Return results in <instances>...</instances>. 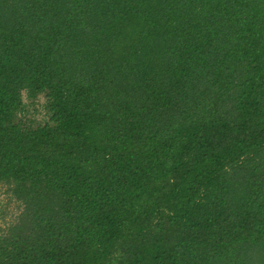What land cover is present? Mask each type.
<instances>
[{"label":"trees","instance_id":"16d2710c","mask_svg":"<svg viewBox=\"0 0 264 264\" xmlns=\"http://www.w3.org/2000/svg\"><path fill=\"white\" fill-rule=\"evenodd\" d=\"M0 194V264H264V0H0Z\"/></svg>","mask_w":264,"mask_h":264},{"label":"rangeland","instance_id":"374dc122","mask_svg":"<svg viewBox=\"0 0 264 264\" xmlns=\"http://www.w3.org/2000/svg\"><path fill=\"white\" fill-rule=\"evenodd\" d=\"M31 110H34L33 108L31 109ZM36 110H40V108H37ZM31 113V115H33L35 118H38L39 116H40V112L39 111H35L34 113L32 112V111H30ZM34 117H32V118H34ZM1 195V194H0ZM0 201H1V198H0ZM4 203L5 202H3V203H1L0 202V228L3 226V221H4V219H2V216H4V211L2 210L3 209V207H4ZM8 209L9 210H12L13 209V206L12 205H8V207H7V211H8ZM8 219V218H7ZM6 219V220H7Z\"/></svg>","mask_w":264,"mask_h":264}]
</instances>
